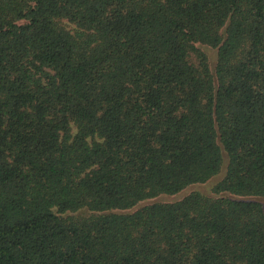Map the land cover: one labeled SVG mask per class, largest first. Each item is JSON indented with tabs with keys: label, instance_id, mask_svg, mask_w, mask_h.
<instances>
[{
	"label": "trees",
	"instance_id": "16d2710c",
	"mask_svg": "<svg viewBox=\"0 0 264 264\" xmlns=\"http://www.w3.org/2000/svg\"><path fill=\"white\" fill-rule=\"evenodd\" d=\"M0 264H264V0H0Z\"/></svg>",
	"mask_w": 264,
	"mask_h": 264
}]
</instances>
